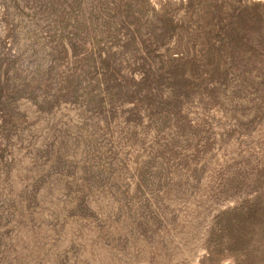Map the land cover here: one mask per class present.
<instances>
[{
    "label": "trees",
    "instance_id": "1",
    "mask_svg": "<svg viewBox=\"0 0 264 264\" xmlns=\"http://www.w3.org/2000/svg\"><path fill=\"white\" fill-rule=\"evenodd\" d=\"M216 10L227 12L218 30ZM207 12L201 30L158 17L149 0H0L5 43L24 32L33 55L41 54L24 75L7 44L0 52V179L15 151L53 173L62 172L61 160L80 154L86 171L107 170L116 159L159 158L173 162L174 172L192 174L191 163L211 150L213 115L233 126L259 121L264 6L227 0ZM20 101L39 115L54 105L76 106L84 133L68 146L53 137L34 149Z\"/></svg>",
    "mask_w": 264,
    "mask_h": 264
},
{
    "label": "rangeland",
    "instance_id": "2",
    "mask_svg": "<svg viewBox=\"0 0 264 264\" xmlns=\"http://www.w3.org/2000/svg\"><path fill=\"white\" fill-rule=\"evenodd\" d=\"M149 1L158 17L202 30L211 5L227 0ZM226 13L215 11L214 29ZM20 33L5 43L0 22V52L7 44L26 75L41 54ZM19 108L34 149L53 137L68 146L84 133L76 106L40 115L29 101ZM213 120L211 150L191 163L192 174L159 158L116 159L107 170L86 171L80 154L53 173L15 151L0 179V264H264V115L250 126L218 114Z\"/></svg>",
    "mask_w": 264,
    "mask_h": 264
}]
</instances>
